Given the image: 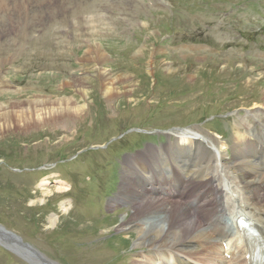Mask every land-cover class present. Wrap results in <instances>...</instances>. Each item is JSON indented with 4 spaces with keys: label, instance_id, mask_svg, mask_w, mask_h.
<instances>
[{
    "label": "rangeland",
    "instance_id": "obj_1",
    "mask_svg": "<svg viewBox=\"0 0 264 264\" xmlns=\"http://www.w3.org/2000/svg\"><path fill=\"white\" fill-rule=\"evenodd\" d=\"M106 1V14L100 7L93 19H75L71 8L86 0H8L15 19L0 36L6 45L21 23L35 24L25 35L29 55L0 64L1 112L72 100L73 116L63 121L24 128L12 120L0 133V226L55 264L149 260L147 247H132L136 232L119 229L133 207L116 200L129 191L126 175L150 180L141 162L170 136L179 138L176 132L230 145L238 125L264 136V0ZM92 47L103 61L94 54L85 61ZM5 55L0 50V60ZM103 72L115 83L112 97L98 77ZM74 79H86L83 88ZM74 107L84 109L76 115ZM207 147L214 155L222 150ZM230 189L234 200L237 189ZM191 191L184 189L183 201ZM154 214H145L144 228ZM214 256L222 258V250ZM0 264L28 263L0 246Z\"/></svg>",
    "mask_w": 264,
    "mask_h": 264
},
{
    "label": "bare ground",
    "instance_id": "obj_2",
    "mask_svg": "<svg viewBox=\"0 0 264 264\" xmlns=\"http://www.w3.org/2000/svg\"><path fill=\"white\" fill-rule=\"evenodd\" d=\"M103 1L106 0H86L84 6L78 5V9L71 8V16L75 19H85V17L93 19L92 17L97 16L99 10L97 8L104 9L103 6H100ZM28 12L24 14V19H28ZM13 19H15V13L9 8L8 0H0V36L3 28L10 21L13 22ZM25 22L21 23V29L17 27L20 29V32L16 31L17 35L11 34L12 38L7 41L6 45L1 43L0 38V50L6 54L0 60L2 67L7 63V59L29 55L25 44L28 45L30 41L26 40L25 35L28 26L35 24L29 19ZM14 41L18 42V46L12 48ZM44 41L47 40L44 39ZM91 49L93 52L89 53L85 61L92 59L93 54L95 55L93 60H96L97 63L105 59V54L101 49L97 47ZM8 54L13 56L8 57ZM98 77L105 92L111 97L114 96L115 83L112 77L105 72ZM85 80L74 79L71 84H75L80 89L83 88ZM4 82L0 79V83L4 84ZM80 93L85 94L86 92L80 90ZM64 99V102L57 106L58 108H52L46 101H34L28 105L26 110L20 109L16 112L12 110L9 113L0 111V133L10 129L12 120L23 123L24 128L31 124L30 121L32 123L41 121L45 124L47 121L65 120L72 115L73 109L70 107L72 100ZM19 103L16 102L10 106H16ZM74 108L76 115L80 113L81 109H84ZM46 114L48 116L44 117L43 115ZM238 128H240L237 130L238 135L233 137L231 145L226 141L208 140L191 130H180L176 132L179 138L175 136V139L172 140L174 136H170L167 144H163L158 150H151L150 160L141 162V169L144 170V173L155 175L152 182H149V178L142 173L140 177L148 181L147 185H141L136 174L132 177L125 176L127 183L124 187L129 188V191H123L124 194L119 195L116 201L132 206L133 214L128 223L125 219L122 220L119 229L136 232L138 236L132 246L133 249L134 247H147L151 257L143 264H152L153 258L158 259L162 264H170L168 263L169 259L173 264H190L192 261H197L198 264H213L217 261H222L225 264H243L242 250L233 254L230 262L225 261L223 257H213L214 252L218 253L222 250L217 247L218 243L230 237L233 239L234 236V232L226 228V224L222 220L223 216L235 219L237 215H243L250 219L257 231L264 235V136L253 134L252 131L242 128L241 125H238ZM207 144L215 148L219 146L218 150H222L214 155ZM258 148H260L259 151ZM228 150H230V157L227 154ZM146 154L149 155L148 152ZM129 165L134 167L133 163H129ZM219 166L221 167L220 172L223 173L222 177L213 175ZM160 168H165V173H169L167 170L170 169L171 177L164 181L158 177L156 169L160 170ZM135 170L136 167H134ZM217 181L219 182L218 186L215 185ZM231 186L237 189V198L234 200L227 193L231 190ZM185 188L192 190L188 201H183V197H180L181 191H184ZM48 193L50 191L46 192V194ZM195 204L199 206L194 208ZM153 212H155V221L148 222V226L144 228L142 219H147L146 213L152 216ZM57 220L55 217H49V223L52 225H55ZM0 231L2 238L0 246L6 247L7 250L14 247L18 252H26L23 242L17 243L14 238H11L9 232ZM211 253L213 254L210 255ZM29 254L32 255L31 252ZM42 258L46 259L43 255ZM31 259L36 260L35 258Z\"/></svg>",
    "mask_w": 264,
    "mask_h": 264
},
{
    "label": "water",
    "instance_id": "obj_3",
    "mask_svg": "<svg viewBox=\"0 0 264 264\" xmlns=\"http://www.w3.org/2000/svg\"><path fill=\"white\" fill-rule=\"evenodd\" d=\"M0 230L7 231L6 229L2 228L1 226H0ZM7 232H9L11 238H14L17 243H19V242L22 243L23 242L20 237L18 238L15 234L11 233L10 231H7ZM0 233H1V231H0ZM0 241H2L1 237H0ZM23 244H24L23 248H25L26 252H18V251L15 250L14 247L11 248V249H8V250L11 251L12 253H14L15 255H17L19 258L21 257L28 264H52L51 262H48L47 259L44 260L42 258V254H40V252L38 253L37 251L33 250L31 248V246H29L28 244H26L24 242H23ZM0 245H1V243H0ZM30 252L32 253V255L29 254ZM31 258H35L36 260H32Z\"/></svg>",
    "mask_w": 264,
    "mask_h": 264
}]
</instances>
